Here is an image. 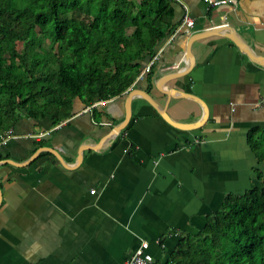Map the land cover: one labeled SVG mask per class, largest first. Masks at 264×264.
<instances>
[{
	"label": "crops",
	"instance_id": "0c3cea01",
	"mask_svg": "<svg viewBox=\"0 0 264 264\" xmlns=\"http://www.w3.org/2000/svg\"><path fill=\"white\" fill-rule=\"evenodd\" d=\"M180 2L194 27L168 40L170 33L157 47L150 78L134 82L164 107L165 119L136 94L126 127L99 143L123 121L124 93L91 110L76 98L72 115L56 125L23 116L12 128L0 146V264H123L142 241L164 264L226 196L261 185L263 164L248 132L264 126L263 65L228 37L210 35L191 44L190 72L163 85L167 98L155 83L182 70L187 38L212 26H228L264 56V0L215 7L173 0L176 23ZM41 147L63 163L41 149L20 164Z\"/></svg>",
	"mask_w": 264,
	"mask_h": 264
},
{
	"label": "trees",
	"instance_id": "16d2710c",
	"mask_svg": "<svg viewBox=\"0 0 264 264\" xmlns=\"http://www.w3.org/2000/svg\"><path fill=\"white\" fill-rule=\"evenodd\" d=\"M172 3L0 0V136L23 116L59 124L76 98L90 105L123 95L177 25ZM248 143L263 164L261 185L226 196L164 264H264V126L249 130Z\"/></svg>",
	"mask_w": 264,
	"mask_h": 264
},
{
	"label": "water",
	"instance_id": "95a60500",
	"mask_svg": "<svg viewBox=\"0 0 264 264\" xmlns=\"http://www.w3.org/2000/svg\"><path fill=\"white\" fill-rule=\"evenodd\" d=\"M210 35H222V36L228 37L237 46V48L241 52H243L245 55H247V57L251 61H253L256 64L264 66V56L256 53L249 45H247L239 36H237L235 34V31H233V29L229 28L228 26H226L224 24L218 25V26H212V27H209L207 29L195 32L187 38L186 52H185V63H184L185 65H184L183 69L176 72V74H174L172 76H164L155 83V86H156L158 92L162 96H164L165 98H167V96H168V90L166 88H164L163 85H165L166 83H168L174 79L182 78L183 76L188 74L190 72L191 68L193 67L194 58H193V54L191 52V44L195 40H198V39L210 36ZM125 94H126L125 100H124L125 101V103H124L125 115H124L123 121L120 124L112 127L109 130V132L99 141V143H102L103 141H105V139L109 140L113 137H116L120 133V131L126 127V125L129 122V119H130V107H129L130 101H131V98L136 94H140L148 102V104H150L153 108H155V110L159 113V115L161 117H163L164 119L166 118V116H165L166 111H165L164 107L159 108L158 106H156L154 99L151 97V95L148 93V91L132 86L129 90H127L125 92ZM41 149H46V148L41 147V148L36 149L26 160L23 161V164H22V162L20 164L25 165V164L29 163L31 160H33L36 157V155L38 154V152ZM92 149H94V148H92ZM46 150H49L50 152L55 154V156L58 158V160L61 163H63L62 157L58 152H56L53 149H46ZM5 162L15 165L13 160L7 159V160H5Z\"/></svg>",
	"mask_w": 264,
	"mask_h": 264
},
{
	"label": "built area",
	"instance_id": "2783aa9c",
	"mask_svg": "<svg viewBox=\"0 0 264 264\" xmlns=\"http://www.w3.org/2000/svg\"><path fill=\"white\" fill-rule=\"evenodd\" d=\"M203 2L207 4V6L209 7H215L227 3L234 4L235 0H203ZM180 4L182 7L181 17L179 23L176 25V27H174L173 31L169 35L168 40H171L175 36V34L182 31L184 28L192 29L194 27L195 22L189 12L188 5L183 2H180ZM157 56L158 53H155V55L151 57L149 63L146 66H144V68L141 70L138 77L136 78L137 81L142 80L144 78V76L148 73L152 64L156 61ZM96 104L97 103H92L90 106L87 107V109L91 110ZM13 135L14 134L12 128L6 130L0 136V146L5 144L7 140L11 138ZM148 247H149V243L147 241H142L141 244L133 251V253L125 260L123 264H156L153 259V256L151 255V253L148 252Z\"/></svg>",
	"mask_w": 264,
	"mask_h": 264
},
{
	"label": "rangeland",
	"instance_id": "374dc122",
	"mask_svg": "<svg viewBox=\"0 0 264 264\" xmlns=\"http://www.w3.org/2000/svg\"><path fill=\"white\" fill-rule=\"evenodd\" d=\"M43 44H44V46H46V45H47V41H46V40H44V41H43Z\"/></svg>",
	"mask_w": 264,
	"mask_h": 264
}]
</instances>
